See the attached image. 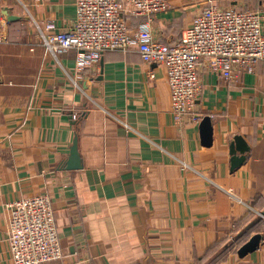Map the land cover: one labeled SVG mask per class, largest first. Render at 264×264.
<instances>
[{"label":"crops","instance_id":"crops-1","mask_svg":"<svg viewBox=\"0 0 264 264\" xmlns=\"http://www.w3.org/2000/svg\"><path fill=\"white\" fill-rule=\"evenodd\" d=\"M75 1L0 0V264H12L7 205L38 194L63 253L44 264H264V63L225 80L203 60L192 112L176 120L164 66L137 50H108L82 72L74 50L45 52L37 26L70 27ZM168 4L149 22L161 42L179 41L209 4L259 10L264 34V0ZM235 136L249 150L232 170ZM75 137L82 167L68 170ZM254 233L259 247L239 257Z\"/></svg>","mask_w":264,"mask_h":264},{"label":"built area","instance_id":"built-area-1","mask_svg":"<svg viewBox=\"0 0 264 264\" xmlns=\"http://www.w3.org/2000/svg\"><path fill=\"white\" fill-rule=\"evenodd\" d=\"M168 0H76L70 27L52 22L38 27L45 52L75 51V67L84 71L108 50L135 49L147 64L165 68L169 106L176 120L192 108L201 90L200 63L225 80L254 71L264 63L262 13L252 9H223L209 4L196 13L179 41L153 37L151 17L168 8ZM128 17H139L131 27ZM3 20L0 16V41ZM7 241L12 264H44L62 258L51 199L47 194L20 198L8 205Z\"/></svg>","mask_w":264,"mask_h":264},{"label":"water","instance_id":"water-1","mask_svg":"<svg viewBox=\"0 0 264 264\" xmlns=\"http://www.w3.org/2000/svg\"><path fill=\"white\" fill-rule=\"evenodd\" d=\"M2 14L8 21L16 20L17 17L8 13V9L5 8L2 11ZM200 137L203 145L209 146L212 142V125L210 122L209 116H204L199 125ZM249 150L246 142L241 136H235L233 141L230 144V162L231 169L238 167L246 158V152ZM82 167L81 158L78 152L77 138L75 137L72 145L69 149V155L67 160L64 163L65 169H79ZM260 216H264V210L260 212ZM262 235L260 233L252 234L248 240L241 244L237 250V255L239 257H244L250 252L255 251L259 247L260 240Z\"/></svg>","mask_w":264,"mask_h":264},{"label":"trees","instance_id":"trees-1","mask_svg":"<svg viewBox=\"0 0 264 264\" xmlns=\"http://www.w3.org/2000/svg\"><path fill=\"white\" fill-rule=\"evenodd\" d=\"M133 17H128V19H132Z\"/></svg>","mask_w":264,"mask_h":264}]
</instances>
